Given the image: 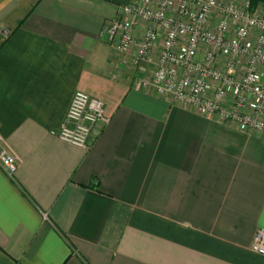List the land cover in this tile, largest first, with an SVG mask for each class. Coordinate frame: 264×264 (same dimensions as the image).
<instances>
[{
    "label": "crops",
    "instance_id": "obj_1",
    "mask_svg": "<svg viewBox=\"0 0 264 264\" xmlns=\"http://www.w3.org/2000/svg\"><path fill=\"white\" fill-rule=\"evenodd\" d=\"M128 1L0 0V138L19 159L0 166V264H264V133L137 87L159 49L134 68L104 33ZM78 91L111 118L89 149L51 133Z\"/></svg>",
    "mask_w": 264,
    "mask_h": 264
},
{
    "label": "built area",
    "instance_id": "obj_2",
    "mask_svg": "<svg viewBox=\"0 0 264 264\" xmlns=\"http://www.w3.org/2000/svg\"><path fill=\"white\" fill-rule=\"evenodd\" d=\"M119 55L143 67L159 49L156 68L137 87L241 131L264 133V5L252 0H129L104 27ZM111 122L105 102L75 93L64 123L51 133L89 149L94 131ZM19 159L0 138V166L9 176ZM253 250L264 256V230Z\"/></svg>",
    "mask_w": 264,
    "mask_h": 264
},
{
    "label": "trees",
    "instance_id": "obj_3",
    "mask_svg": "<svg viewBox=\"0 0 264 264\" xmlns=\"http://www.w3.org/2000/svg\"><path fill=\"white\" fill-rule=\"evenodd\" d=\"M252 3L254 6H257L259 4H264V0H252Z\"/></svg>",
    "mask_w": 264,
    "mask_h": 264
},
{
    "label": "water",
    "instance_id": "obj_4",
    "mask_svg": "<svg viewBox=\"0 0 264 264\" xmlns=\"http://www.w3.org/2000/svg\"><path fill=\"white\" fill-rule=\"evenodd\" d=\"M94 184H96V183H94Z\"/></svg>",
    "mask_w": 264,
    "mask_h": 264
}]
</instances>
